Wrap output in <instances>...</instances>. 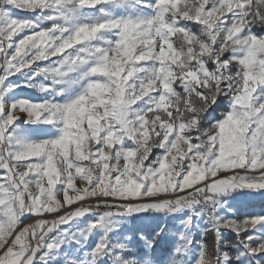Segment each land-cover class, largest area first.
<instances>
[{"label": "snow or ice", "instance_id": "obj_1", "mask_svg": "<svg viewBox=\"0 0 264 264\" xmlns=\"http://www.w3.org/2000/svg\"><path fill=\"white\" fill-rule=\"evenodd\" d=\"M0 264H264V0H0Z\"/></svg>", "mask_w": 264, "mask_h": 264}, {"label": "rangeland", "instance_id": "obj_2", "mask_svg": "<svg viewBox=\"0 0 264 264\" xmlns=\"http://www.w3.org/2000/svg\"><path fill=\"white\" fill-rule=\"evenodd\" d=\"M20 16H24L25 14L23 12L18 13Z\"/></svg>", "mask_w": 264, "mask_h": 264}]
</instances>
